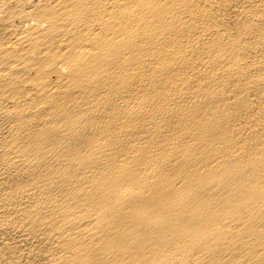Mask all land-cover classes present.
Masks as SVG:
<instances>
[{
	"label": "bare ground",
	"instance_id": "obj_1",
	"mask_svg": "<svg viewBox=\"0 0 264 264\" xmlns=\"http://www.w3.org/2000/svg\"><path fill=\"white\" fill-rule=\"evenodd\" d=\"M0 264H264V0H0Z\"/></svg>",
	"mask_w": 264,
	"mask_h": 264
}]
</instances>
